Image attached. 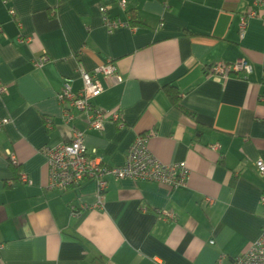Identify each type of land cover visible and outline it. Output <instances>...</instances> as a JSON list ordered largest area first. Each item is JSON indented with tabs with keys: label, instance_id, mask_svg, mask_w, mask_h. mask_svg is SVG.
I'll return each instance as SVG.
<instances>
[{
	"label": "crops",
	"instance_id": "1",
	"mask_svg": "<svg viewBox=\"0 0 264 264\" xmlns=\"http://www.w3.org/2000/svg\"><path fill=\"white\" fill-rule=\"evenodd\" d=\"M125 2L122 9L119 0H0V120L7 119L0 128V264H216L219 257L237 264L260 235L264 22L249 17L239 34L252 0ZM102 4L121 20L133 10L134 28L108 32ZM42 53L49 59L35 67ZM240 59L252 69L245 77L209 73L216 62ZM106 61L123 80L100 77L104 89L91 103L118 112L123 126L108 120L86 130L87 151L120 165L135 136L148 134L158 161L186 163L185 186L108 178L101 192L93 179L46 189L42 149L71 136L56 93L65 82L81 87L79 66L90 71ZM169 85L193 115L172 106ZM73 114L72 125L85 129V115Z\"/></svg>",
	"mask_w": 264,
	"mask_h": 264
},
{
	"label": "built area",
	"instance_id": "2",
	"mask_svg": "<svg viewBox=\"0 0 264 264\" xmlns=\"http://www.w3.org/2000/svg\"><path fill=\"white\" fill-rule=\"evenodd\" d=\"M122 9L125 8V0H119ZM103 25L108 32L120 27L134 28L129 20H121L111 17L108 7L104 4L99 6ZM10 15H14L13 9L9 10ZM249 17H256L264 22V0H252L248 10L240 17L239 34L243 35L246 21ZM49 57L42 53L33 60L35 67H42ZM251 66L245 60H237L234 63L216 62L209 67V73L217 77L227 78L231 74H241L246 76L251 72ZM78 74L82 80L81 87L74 91L65 82L62 88L56 93V97L61 105L62 120L64 123L71 124V136L67 142L55 146L43 147L46 166L48 169V183L46 189L65 191L76 187L86 179H93L97 183L98 192L103 191L107 186V179L129 178L134 181H155L164 183L172 188L183 187L186 185L189 169L185 162L162 163L158 161L148 150V134H138L126 149L124 161L120 165L109 166L102 162L100 157H92L86 149L84 137L86 130H100L104 122L110 120L122 127L118 112H106L95 108L91 99L100 95L103 85L100 77L112 79L115 83H121L122 77L117 72L112 62L106 61L97 65L92 70L87 71L83 67H78ZM5 92V87L0 85V94ZM73 111L84 114L86 117V128L80 129L72 125ZM7 119L0 120V128ZM48 128L51 124L46 122ZM211 149H218V144L209 145ZM9 160L17 164L14 155H10ZM257 170L264 175V163L258 159L256 162ZM20 180L24 183L29 182L28 178L21 174ZM261 203L264 205V194L261 195ZM170 216L167 213V217ZM213 241L211 240L210 243ZM237 264H264V226L258 238L238 257ZM221 264V257L216 261Z\"/></svg>",
	"mask_w": 264,
	"mask_h": 264
},
{
	"label": "trees",
	"instance_id": "3",
	"mask_svg": "<svg viewBox=\"0 0 264 264\" xmlns=\"http://www.w3.org/2000/svg\"><path fill=\"white\" fill-rule=\"evenodd\" d=\"M129 14H130L129 23L131 25H133V24L136 23L135 22V14H134L133 10H129ZM164 90H165V93H166V95L168 97V100L170 101V103L172 104L173 107H175L176 109L180 110L184 114L193 115V113L190 110L184 108L181 105V103H180V93L178 92V90L174 86H171V85L165 86ZM10 164L13 167H17L18 166L17 164H13L11 162H10ZM17 179H20V177L17 178Z\"/></svg>",
	"mask_w": 264,
	"mask_h": 264
}]
</instances>
